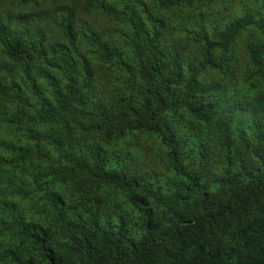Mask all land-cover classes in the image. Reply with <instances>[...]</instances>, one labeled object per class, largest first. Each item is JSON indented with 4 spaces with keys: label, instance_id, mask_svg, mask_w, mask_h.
<instances>
[{
    "label": "clouds",
    "instance_id": "obj_1",
    "mask_svg": "<svg viewBox=\"0 0 264 264\" xmlns=\"http://www.w3.org/2000/svg\"><path fill=\"white\" fill-rule=\"evenodd\" d=\"M0 130V264H264V0H0Z\"/></svg>",
    "mask_w": 264,
    "mask_h": 264
},
{
    "label": "trees",
    "instance_id": "obj_2",
    "mask_svg": "<svg viewBox=\"0 0 264 264\" xmlns=\"http://www.w3.org/2000/svg\"><path fill=\"white\" fill-rule=\"evenodd\" d=\"M66 47V46H65ZM50 68H53L54 66L52 65H49ZM49 79L52 80V81H55V76L52 75L51 72H49ZM5 131L4 130H0V139H2L5 135ZM46 255V254H45ZM30 264H43V261H31ZM49 264H51V262L49 261Z\"/></svg>",
    "mask_w": 264,
    "mask_h": 264
}]
</instances>
